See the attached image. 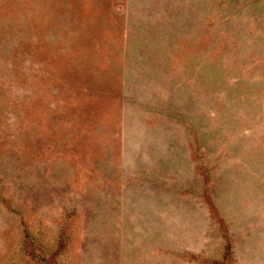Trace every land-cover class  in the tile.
<instances>
[{"label": "rangeland", "instance_id": "374dc122", "mask_svg": "<svg viewBox=\"0 0 264 264\" xmlns=\"http://www.w3.org/2000/svg\"><path fill=\"white\" fill-rule=\"evenodd\" d=\"M0 264H264V0H0Z\"/></svg>", "mask_w": 264, "mask_h": 264}]
</instances>
